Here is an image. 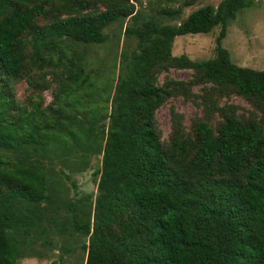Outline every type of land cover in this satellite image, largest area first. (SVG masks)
I'll return each instance as SVG.
<instances>
[{"label":"trees","instance_id":"16d2710c","mask_svg":"<svg viewBox=\"0 0 264 264\" xmlns=\"http://www.w3.org/2000/svg\"><path fill=\"white\" fill-rule=\"evenodd\" d=\"M99 1L110 9L80 14L72 11L88 1L0 0V264L33 254L36 234L48 246L50 235L84 236L86 264H264V69L236 64L222 45L229 23L257 0L205 5L175 26L148 19L128 27L137 47L117 58L115 84L111 77L94 82L101 77H91L60 45L103 43L109 24L134 13L117 0ZM62 8L69 15L59 18ZM45 15L51 22L42 24ZM217 26L214 57L172 54L177 36ZM30 62L68 67L52 114L37 102L34 110L16 109L6 90ZM171 66L193 70L194 79L159 84ZM204 83L222 97L243 96L256 110L239 114L208 94L220 122L199 118L186 131L177 121L163 142L157 110L172 96L200 98L193 87ZM81 89L91 98L108 95L110 106L76 108ZM92 155H102L96 200H64V177L71 176L63 170L58 179L51 164L81 171Z\"/></svg>","mask_w":264,"mask_h":264},{"label":"rangeland","instance_id":"374dc122","mask_svg":"<svg viewBox=\"0 0 264 264\" xmlns=\"http://www.w3.org/2000/svg\"><path fill=\"white\" fill-rule=\"evenodd\" d=\"M89 6L72 11V13L95 14L109 10V4L99 0H85ZM120 9L133 10L134 13L121 17L112 22L105 28L106 40L100 44H85L64 39L60 45L69 46L67 51L69 57L75 58L78 66H84L88 74L97 82L101 79L111 77V82L115 84L116 79L121 74L119 59L122 53L131 55L137 47L138 39L134 34H128V27L136 28L144 26L148 19H154L161 25L175 26L183 22L192 12L202 6H218L222 0H117ZM58 5H63V1H57ZM49 4L45 6L49 9ZM63 10V8H62ZM59 11V18L69 15V12ZM55 12L54 14H56ZM40 17L42 24L50 23L51 18ZM221 27H215L209 33L179 35L174 39L172 54L176 56L186 55L193 60H205L216 55L217 37ZM59 45V46H60ZM222 45L230 52L233 62L240 66L251 67L259 70L264 69V0H257L251 7L242 9L237 18L232 20L227 27V35L222 40ZM63 51L53 56L58 58ZM117 59V60H116ZM65 62V61H64ZM67 66L65 64L57 67L45 66L43 69L37 65L29 63L26 73L19 79L10 81V87H6L10 97L15 101V107H26L28 111L34 110V103H39V109H50L48 114L55 110L56 98L61 95V87L67 79ZM194 71L170 67L162 69L158 75V83L164 84L171 80L190 81L194 79ZM36 81H41L37 85ZM102 83V82H99ZM193 91L201 97L193 99L184 96L170 97L156 112L157 128L163 142L169 141L177 121H181L183 128L189 131L196 119L210 118L212 126H216L221 117L216 111H210L211 98L218 99L220 104L235 105L238 107L239 114L250 115L256 109L243 96L231 93L230 95L220 96L218 91L212 88L211 83H204L193 87ZM81 98L76 108L92 109V106L107 103L108 95L99 97L86 96L84 89L79 90ZM102 93V92H101ZM72 97L70 98V100ZM66 99L62 100V104ZM110 106V101L107 103ZM84 106V107H83ZM75 108V107H73ZM75 108V111L78 109ZM260 115V112L257 113ZM4 152L0 150V154ZM56 168L58 179L62 176L61 171L69 173L71 178L64 177L65 188L63 191L64 200L91 198L82 202L81 205L90 206L98 195L99 176H95V171L102 166V155H92L89 158V165L85 170H71L73 167L63 168L55 160L51 164ZM75 184V185H74ZM68 210L62 209L61 215H66ZM62 219V217H60ZM51 246L44 242V235L36 234L34 249L35 251L27 257L20 258L17 264H86L87 253L82 248L86 238L82 235H50Z\"/></svg>","mask_w":264,"mask_h":264}]
</instances>
